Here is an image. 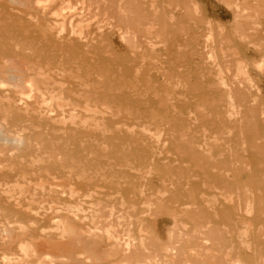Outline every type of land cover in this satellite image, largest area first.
I'll return each mask as SVG.
<instances>
[{"label":"rangeland","instance_id":"374dc122","mask_svg":"<svg viewBox=\"0 0 264 264\" xmlns=\"http://www.w3.org/2000/svg\"><path fill=\"white\" fill-rule=\"evenodd\" d=\"M263 7L0 0V264H264Z\"/></svg>","mask_w":264,"mask_h":264},{"label":"bare ground","instance_id":"6f19581e","mask_svg":"<svg viewBox=\"0 0 264 264\" xmlns=\"http://www.w3.org/2000/svg\"><path fill=\"white\" fill-rule=\"evenodd\" d=\"M262 2V1H261ZM35 3V2H34ZM35 4H37V2L35 3ZM39 4H40V2H39ZM38 4V5H39ZM44 5V4H43ZM42 6V5H41ZM44 7V6H43ZM46 7V6H45ZM262 8V7H261ZM264 8V7H263ZM197 9V8H196ZM211 22V21H210ZM4 25V24H3ZM47 30V29H46ZM51 32V31H50ZM209 35H211V34H209ZM208 38H210V37H208ZM62 39V38H61ZM88 39V38H87ZM210 40V39H209ZM59 41V40H58ZM63 42V41H62ZM68 44V43H67ZM82 45V44H81ZM26 48V47H25ZM39 48V47H38ZM21 49V48H20ZM23 49V48H22ZM75 49V48H74ZM29 50V49H28ZM217 59V58H216ZM76 67V66H75ZM256 68V67H255ZM40 76V75H39ZM11 77V76H10ZM33 79V78H32ZM31 78H28V79H24L23 80V82H22V86H23V91H24V94L25 95H27V97H32L33 95H32V92H33V88L34 87H36V86H34V81L32 80ZM223 81V80H222ZM109 85V84H108ZM16 86V85H15ZM132 86V85H131ZM113 87V86H112ZM36 89V88H35ZM34 89V90H35ZM35 91H37V90H35ZM38 91H40L41 92V90H38ZM37 91V92H38ZM37 92H36V94H37ZM34 94H35V92H33ZM150 93V92H149ZM23 94V93H22ZM23 94V96L25 97V95ZM36 94H35V96H36ZM39 94V93H38ZM41 95H43L42 93H41ZM155 95H157V94H155ZM26 97V98H27ZM134 97V96H133ZM43 98V97H42ZM63 99V98H62ZM46 101V100H45ZM51 101V100H50ZM62 102H64L63 100H61ZM47 102V101H46ZM57 102V101H56ZM43 103H44V99H43ZM48 103V102H47ZM46 103V104H47ZM49 104H50V102H49ZM50 106V105H49ZM24 107H25V105H24ZM27 107V106H26ZM49 108V107H48ZM22 109H25V108H22ZM28 109V108H27ZM27 109H25V110H27ZM231 109H232V107H231ZM13 110V109H12ZM49 111H51V109L49 108L48 109ZM48 110H47V112H48ZM28 111V110H27ZM43 111V110H42ZM22 112V111H21ZM40 112V111H39ZM38 112V113H39ZM231 112V111H230ZM41 113V112H40ZM39 113V115H42L43 113H41L40 114ZM68 113V112H67ZM22 114V113H21ZM45 114H47L46 112H45ZM230 115H231V113H230ZM35 116V115H34ZM197 116V115H196ZM74 124H76V123H74ZM71 125V124H70ZM79 125V124H78ZM88 127H89V125H88ZM88 129V128H87ZM104 129V128H103ZM86 133H87V131H86ZM34 134V133H33ZM229 134V133H228ZM31 135V134H30ZM3 138V137H2ZM19 138H21V137H19L18 136V138L17 139H19ZM14 140H15V138H14ZM18 142V141H17ZM19 142H21L20 140H19ZM18 142V143H19ZM132 143V142H131ZM42 148V147H41ZM230 148V147H229ZM61 154V153H60ZM1 157V156H0ZM149 159V158H148ZM140 160V159H139ZM33 161V160H32ZM149 162V161H148ZM247 165V164H246ZM9 166V165H8ZM26 166H27V164H26ZM250 167V166H249ZM90 168V167H89ZM31 169V168H30ZM122 169V168H121ZM132 169V168H131ZM135 171V170H134ZM149 171V170H148ZM31 172V171H30ZM108 175V174H107ZM123 175V174H122ZM110 177V176H109ZM146 178H147V176H146ZM211 178V177H210ZM171 179V178H170ZM172 180V179H171ZM144 181H145V179H144ZM204 181V180H203ZM126 182V181H125ZM146 182V181H145ZM174 183V182H173ZM48 186V185H47ZM139 187V186H138ZM120 188V187H119ZM187 189V188H186ZM165 191H166V189H165ZM59 192V191H58ZM162 204V203H161ZM158 207V206H157ZM250 207V206H249ZM249 211V210H248ZM251 212V211H250ZM247 225V224H246ZM242 234H243V232H241ZM117 238V237H116ZM237 261V260H236ZM233 264H240V262H234Z\"/></svg>","mask_w":264,"mask_h":264}]
</instances>
